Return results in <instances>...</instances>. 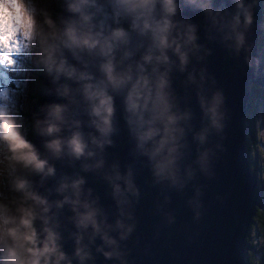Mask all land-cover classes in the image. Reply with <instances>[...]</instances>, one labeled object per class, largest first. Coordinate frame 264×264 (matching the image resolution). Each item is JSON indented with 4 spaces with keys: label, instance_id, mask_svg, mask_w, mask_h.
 Listing matches in <instances>:
<instances>
[{
    "label": "clouds",
    "instance_id": "clouds-1",
    "mask_svg": "<svg viewBox=\"0 0 264 264\" xmlns=\"http://www.w3.org/2000/svg\"><path fill=\"white\" fill-rule=\"evenodd\" d=\"M260 41L264 0H0V264H137V165L164 226L171 194L187 191L198 223L199 181L224 152L210 138L228 120L212 46L259 80ZM120 121L133 161L123 170L106 153ZM242 146L264 187V105L245 114ZM244 243L247 264H264V208Z\"/></svg>",
    "mask_w": 264,
    "mask_h": 264
},
{
    "label": "water",
    "instance_id": "water-1",
    "mask_svg": "<svg viewBox=\"0 0 264 264\" xmlns=\"http://www.w3.org/2000/svg\"><path fill=\"white\" fill-rule=\"evenodd\" d=\"M183 15L194 23H200L198 14L185 11ZM257 36L256 32L251 36L254 45ZM212 47L213 55L208 59V67L225 92L228 120L221 134L223 139L215 135L210 138V143H222L224 152L217 153L213 178H201L199 181L202 186V218L193 223L191 212L184 205L190 191L183 196L173 193L169 210L175 215V223L164 226L153 210L157 192L148 188L147 172L139 170L137 165V183L141 187L138 224L133 237L139 242L133 249L137 264H246L244 239L248 235L250 217L257 206L262 207V203L255 178L248 173V161L242 146L243 119L250 107L252 86L264 88V78L252 80L251 73L243 66L228 59L218 47ZM52 100V97H44L40 102ZM118 127L113 146L106 149V153L109 162L118 161L123 170L133 161L129 156L130 144L122 121ZM86 180L87 186L92 187L101 197V203L108 207L110 201L104 196L103 185L91 176ZM66 250L70 248L66 246ZM98 264L102 262L98 261Z\"/></svg>",
    "mask_w": 264,
    "mask_h": 264
},
{
    "label": "trees",
    "instance_id": "trees-1",
    "mask_svg": "<svg viewBox=\"0 0 264 264\" xmlns=\"http://www.w3.org/2000/svg\"><path fill=\"white\" fill-rule=\"evenodd\" d=\"M258 47H264V41H260L258 44ZM258 94L261 93V96L257 97V94L255 93L256 91H258ZM256 94V95H255ZM257 105H264V89H259V88H255L252 86L251 88V92H250V99H249V109H254ZM259 191H260V197L263 199L264 201V190L262 189V187H258ZM246 249H248V246L246 245L245 251L244 253H246ZM253 252L256 251V249H252ZM245 262L247 264V258L245 255Z\"/></svg>",
    "mask_w": 264,
    "mask_h": 264
},
{
    "label": "flooded vegetation",
    "instance_id": "flooded-vegetation-1",
    "mask_svg": "<svg viewBox=\"0 0 264 264\" xmlns=\"http://www.w3.org/2000/svg\"><path fill=\"white\" fill-rule=\"evenodd\" d=\"M259 91H260V90H258V91L255 92V93L257 94V97L262 95L261 93L258 94ZM256 94H255V95H256ZM262 189L264 190V187H262ZM261 199H262V198H261ZM262 201H263V199H262ZM262 204L264 205V201H263Z\"/></svg>",
    "mask_w": 264,
    "mask_h": 264
},
{
    "label": "rangeland",
    "instance_id": "rangeland-1",
    "mask_svg": "<svg viewBox=\"0 0 264 264\" xmlns=\"http://www.w3.org/2000/svg\"><path fill=\"white\" fill-rule=\"evenodd\" d=\"M253 87H255V88H259V87H257V86H253ZM259 89H262V88H259ZM264 89V88H263ZM261 208H264V205L262 204V207Z\"/></svg>",
    "mask_w": 264,
    "mask_h": 264
},
{
    "label": "bare ground",
    "instance_id": "bare-ground-1",
    "mask_svg": "<svg viewBox=\"0 0 264 264\" xmlns=\"http://www.w3.org/2000/svg\"><path fill=\"white\" fill-rule=\"evenodd\" d=\"M259 44V43H258ZM260 88V87H259ZM263 89V88H262ZM260 192V191H259ZM260 199H261V197H260ZM261 203H263V201H262V199H261Z\"/></svg>",
    "mask_w": 264,
    "mask_h": 264
}]
</instances>
